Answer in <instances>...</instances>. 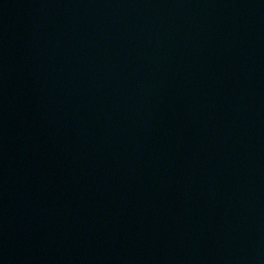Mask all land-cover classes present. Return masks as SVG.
Returning a JSON list of instances; mask_svg holds the SVG:
<instances>
[{
    "label": "water",
    "instance_id": "obj_1",
    "mask_svg": "<svg viewBox=\"0 0 264 264\" xmlns=\"http://www.w3.org/2000/svg\"><path fill=\"white\" fill-rule=\"evenodd\" d=\"M0 264H264V0H0Z\"/></svg>",
    "mask_w": 264,
    "mask_h": 264
}]
</instances>
